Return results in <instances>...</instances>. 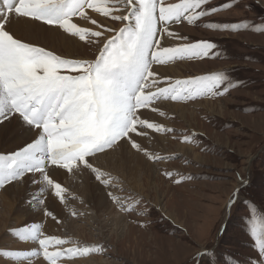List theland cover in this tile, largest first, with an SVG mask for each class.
<instances>
[{
	"label": "rangeland",
	"instance_id": "rangeland-1",
	"mask_svg": "<svg viewBox=\"0 0 264 264\" xmlns=\"http://www.w3.org/2000/svg\"><path fill=\"white\" fill-rule=\"evenodd\" d=\"M165 2L177 3L179 0ZM225 3L234 6L202 18L196 25H189L185 21L171 26L172 31L188 37L189 42H215L218 45L215 51L219 55L213 59L178 60L173 62L175 65L170 63V68H175L176 72L167 77L175 81L222 71L228 74L233 87L220 96L196 97L187 101L161 100L154 105L158 111L154 112L153 117L142 116L150 122L173 129V132L163 134L146 129L147 137H134L148 152L165 157L164 160L153 162L142 152L130 149L139 154L148 166L141 163L136 170V163L131 159L110 175L111 172H104L101 166L107 165L106 160L98 162L101 168L92 162L94 158H90L93 166L101 168L100 170L108 175L112 182L111 188L102 187L95 180L94 174L83 168L71 173L63 169L68 178L57 179L53 171L59 168L50 165L49 175L66 189L64 203L58 200L50 189L41 197L40 189L43 183H33L30 173L20 181L0 187L1 197L2 191L10 185L25 187L27 184L23 206L38 211L37 213L42 212V220L34 222L42 223V230L47 236L49 232L46 224L50 216L43 213L49 211L57 215L48 206L51 200L56 199L63 210L59 211L58 217L63 215L67 220L58 218L55 222L58 225L54 226L51 236L73 242L64 247L88 246L93 249L83 257L61 258L58 263L100 264L93 259L103 257L106 264H259L261 257L256 250L250 229L253 208L258 218L264 217V32L259 30L264 27L261 23L264 22V0H210L205 7H216ZM212 22H246L249 27L237 32L204 27ZM111 26L118 28L120 24L111 23ZM79 43L82 45L79 47L81 50L73 59H94L99 45L88 46L83 42ZM177 43L180 41H166L169 46ZM177 70L180 74H177ZM164 86L167 84L161 85ZM205 101L209 102L201 103ZM168 103L188 107L190 112L195 113V117L181 120L169 111ZM146 110L149 109L141 111L145 113ZM9 135L1 147L6 149L7 153L15 150V147H8L16 140L11 133ZM158 136L165 139L158 141ZM185 137L188 142H185ZM178 144L190 146L195 151H182ZM125 147L127 148V145ZM126 148L119 149L118 146L114 150L98 153L97 156L113 152V156L119 158ZM165 173H171V177ZM36 178H39V173ZM86 178L87 182L93 181L102 188L108 199L104 198L107 204L103 202L101 206L96 207L94 202L87 201L84 197L88 189V185H85ZM68 180L69 184H66ZM237 190L239 200L235 206L228 209L226 206L229 204V197ZM108 191L135 207V211L120 210L108 197ZM41 198L44 201L42 204L38 202ZM145 209L147 214H141ZM0 210L3 211L2 208ZM73 220L77 224L76 228H67ZM30 222L34 223L32 220ZM31 223L26 220L22 222V226L15 228L16 223L12 221L9 231ZM126 224L127 229L123 231V225ZM11 240H15L17 244L14 241L10 246L15 244L22 247V243L23 248H26L15 246L14 249L7 250L38 249L36 243H19L13 236ZM205 250H210L214 255L204 257L202 262L195 259ZM35 258L31 264L39 261V258L44 261L42 256ZM23 262L29 264L28 261Z\"/></svg>",
	"mask_w": 264,
	"mask_h": 264
},
{
	"label": "snow or ice",
	"instance_id": "snow-or-ice-1",
	"mask_svg": "<svg viewBox=\"0 0 264 264\" xmlns=\"http://www.w3.org/2000/svg\"><path fill=\"white\" fill-rule=\"evenodd\" d=\"M209 3L210 0H0V124L18 123L30 138L18 149L0 154V187L30 173L33 183H43L41 197L50 189L63 202L66 189L51 178L50 165L69 173L88 169L102 187L111 188L108 175L90 162L98 153L127 145L150 161L164 160L148 152L134 137H147L146 129L161 134L173 129L141 118V110L156 112L154 105L161 100L220 96L233 87L228 74L222 71L172 81L170 77L161 78L154 69L155 65L178 60L218 57L215 42H189L188 37L171 30L174 24L186 21L196 25L202 18L234 6L225 3L205 7ZM14 18L39 22L88 46L99 45L98 53L91 60L69 59L25 42L11 30ZM117 22L118 28L111 26ZM204 27L237 32L249 25L212 22ZM259 30L264 32V27ZM165 37L180 43L164 46ZM184 140L188 142L187 137ZM165 175L171 177V173ZM107 195L120 210L135 211L112 191ZM238 200L239 190L229 197L226 207L230 209ZM38 202L44 203L42 198ZM141 214H147V209ZM45 215L56 219L52 212L45 211ZM250 232L261 257L259 264H264V217L258 218L254 208ZM10 235L20 242L38 245V250H0V259L21 264H31L33 258L41 256L47 264H58L61 258L83 257L93 251L88 246L64 247L73 242L45 235L41 224L35 222L12 230ZM212 255L205 250L195 259L202 262Z\"/></svg>",
	"mask_w": 264,
	"mask_h": 264
},
{
	"label": "bare ground",
	"instance_id": "bare-ground-1",
	"mask_svg": "<svg viewBox=\"0 0 264 264\" xmlns=\"http://www.w3.org/2000/svg\"><path fill=\"white\" fill-rule=\"evenodd\" d=\"M11 30L13 31V34L17 38H20V39L24 40L25 42L32 43V44H34L36 46H39V47H44L45 49L51 50V51H53L55 53H58L57 55L60 54L62 56L70 58V59H73L74 56H76L78 54L77 52L79 50H81V48H79V47H81L82 45L79 43L80 41H78L76 38L70 37L67 34L62 33V31H60V30H50L47 26H43L39 22L30 21L28 18H14L13 19V23L11 25ZM166 41H167V38L164 41H162V44L164 46H169L170 44L169 45L166 44ZM172 65H175V63L174 64L172 63ZM195 65H200V64L196 63ZM154 69L158 71L160 76H164V77L171 76V75H173L174 72H176L175 68H170L169 64L168 65H162V66H158L157 65V67H154ZM177 74H180V72L178 70H177ZM208 102L209 101H205V102H201V103H208ZM167 105L170 108L169 111L171 113L173 112L172 114L177 115L181 120H186L187 118H194L195 117V113L194 112H190L189 108L186 107V106H181L180 104H176V103L175 104L168 103ZM153 114H155V113L153 111H151V109H149L148 111L146 110L145 113H143V116L144 117H148V116L149 117H153ZM13 131H16V132L13 133ZM10 133L16 139V140L12 139V140H15L14 143H11V144L8 145V147L10 149L14 148V147H15V150L18 149L19 147L23 146L24 143L27 140L30 139L28 136H26L24 134V129L18 123L5 122L4 124H1V126H0V153L1 152H3V153H7L8 152V151H6V149H1V147H2L3 141H5L6 138H9V136H10L9 134ZM164 139L165 138L163 136H158V138H157L158 141L164 140ZM144 141H146V140H144ZM122 144H123V142H122ZM120 148L122 149V148H126V147L125 146H123V147L119 146V149ZM178 148L181 149L182 151H187V152H191V153L193 151H195L190 146L188 147V146H185V145L182 146V145L178 144ZM184 154H185V152H184ZM113 155H115V154H113V152H110V153L108 152L107 154L96 156V158H94L92 160V162L95 163L98 167L102 166L104 172L109 173V174L111 172L110 175H112L113 171L119 169L120 166H125V164H127L129 161H131V159L136 163V167H135L136 170H138L140 165H141V163H144V161H145V160H143L141 158V156L139 154H137V153L133 152L132 150H130V148L128 146H127V148L124 151L121 152V155H120L119 158H115V156H113ZM101 160H103V161L106 160L107 165L106 166H104V165L100 166L98 162L101 161ZM144 164H146V166H148L147 162L144 163ZM105 169H107L108 171H106ZM72 174H74V173H72ZM53 175L57 179H60V180L65 179V177H66V179L68 178L66 176V173L63 171V169L62 170L61 169H55L53 171ZM113 177L114 176H112V178ZM71 178H73V177H71ZM25 180H26V178H25ZM87 180L88 179L86 178L85 179V185L86 184L88 185V189L84 193V197H86L87 201L94 202L96 207L101 206L103 204V202L105 204H107V201H104V198H106V200H108V199H107V196L104 194L105 192L102 191V188L99 187L98 184L94 183L93 181H92V183L94 185H91L92 183H90L89 181L87 182ZM57 182H58V180H57ZM66 184H69V180L66 182ZM81 185H83V184H81ZM113 185H114V183H113ZM27 188H28L27 184H26L25 187H16L15 185H10L8 188H6L1 193V197H0V200H1L0 201V205H1V207H0V209L2 208L3 211L0 212V236H1L0 237V246H2V248H0V250L14 249L15 246H17L18 248L20 247V245H15V244H17L15 240H13V242L15 241V244L13 246H10L11 244H13V242L11 240L12 236L10 235V231H9L10 230L9 228L11 227L10 225H11L12 221L16 223L15 228H17L19 226H22V222L26 221V220L29 223H31L30 222L31 220H32V222H34V220H35V222L38 221V220H42V212L37 213L38 212L37 210H36L37 212H35L33 210H29L28 207L24 208V206H23V204H24L23 200L25 199L24 195L26 193ZM82 189L84 190V188H82ZM77 190L79 192H81L79 189H77ZM50 197H52V196H50ZM47 199H48V197H47ZM55 200H51L49 202V204L47 203L49 208L53 212L57 213V215H54L56 217V219H53L52 217H49L48 220H47L46 227H47V231L49 232V236H51V234L53 233L54 226L58 225V224H55V222H56V220L58 218L62 219V221H66L67 220L66 216L64 217L63 215H62V217H58L59 211L62 212L63 210L59 206L58 201L57 200L55 201ZM58 200H60V199H58ZM33 204H34V206L37 207V205H35V203H33ZM43 214H45V212ZM91 214H93V216H94L93 212ZM119 217H122V216H119ZM43 218H45V217L43 216ZM24 223L28 224L27 222H24ZM43 225H45V224H43ZM76 225L77 224L73 220L72 223L70 222V224L67 225L68 226L67 228H69V229L72 228L73 229V227L76 228ZM127 225L128 224L123 225V231L125 229H127ZM59 228L60 227H58V229ZM77 230H79V229H77ZM79 236H80V234H79ZM60 238H62V237H60ZM17 242H19V241H17ZM29 243H31V242H29ZM33 244L35 245V243H33ZM21 245H22V247H20V248H23V244L22 243H21ZM24 245H25V243H24ZM25 248H23V249H25ZM27 249H28V247H27ZM35 259H33V260H35ZM93 260L95 262H98V263L100 262V264L105 263L103 257L94 258ZM86 262H87V260H86ZM31 263H32V261H31ZM0 264H21V263L20 262H16V261H14V262L13 261H9V260H7L5 258V259H0ZM22 264H24V262ZM33 264H46V263L39 258V261L37 260V262H34ZM58 264H61V263H58ZM87 264H88V262H87Z\"/></svg>",
	"mask_w": 264,
	"mask_h": 264
}]
</instances>
